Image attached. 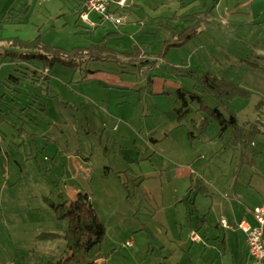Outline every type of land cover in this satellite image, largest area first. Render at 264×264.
<instances>
[{
	"label": "rangeland",
	"instance_id": "374dc122",
	"mask_svg": "<svg viewBox=\"0 0 264 264\" xmlns=\"http://www.w3.org/2000/svg\"><path fill=\"white\" fill-rule=\"evenodd\" d=\"M127 1L118 9L125 18L121 26L89 13L95 26L90 28L75 13L76 0H18L0 22L3 52L27 53L12 47L10 37H38L52 52H66L72 64L57 62L48 72L32 60L37 70L22 64L12 74L20 77L12 97L24 104L36 91L45 92L47 80V96L36 93L47 108L33 112L36 122L27 129L32 135L3 124L7 140L17 145L16 151L5 149L11 172L0 193V219L21 221L16 233L22 242L15 244L0 224V264H72L64 239L56 237L66 230L67 219L57 216L63 213L62 202L78 192L89 194L105 228L102 243L90 252L92 264H176L181 253L173 239L178 234L175 207L182 206L176 195L186 192L195 199L196 175L205 173L207 180L218 175L214 180L227 189L209 191L213 202H229L224 196L234 194L235 182L242 195H234L235 203L264 197V0ZM6 2L0 0L1 9ZM62 55L55 56L64 60ZM94 71L117 77L119 84L95 79L99 73ZM206 73L232 78L244 92L230 100L229 112L250 136L248 142H229V130L220 135L205 108L214 107L208 97L202 103L191 100L188 116L166 124L164 114L176 90L189 92L190 100ZM130 154L140 162L130 165ZM182 167L189 169L188 176L193 172L187 186L181 179L185 175L179 177L185 174ZM131 238L133 246L126 247ZM3 247L21 253L7 257ZM232 252L240 261L239 251ZM223 255L216 251L214 263L227 261ZM192 259L185 257L184 264Z\"/></svg>",
	"mask_w": 264,
	"mask_h": 264
},
{
	"label": "crops",
	"instance_id": "0c3cea01",
	"mask_svg": "<svg viewBox=\"0 0 264 264\" xmlns=\"http://www.w3.org/2000/svg\"><path fill=\"white\" fill-rule=\"evenodd\" d=\"M18 0H8V2H6L7 4L5 5V7H2V9L0 8V22L2 23L3 20H7L6 15H9L11 13V9L13 8V3L17 2ZM78 2V5L80 6L78 11L75 12L79 15L78 12H82L83 9V4L85 0H76ZM113 1H117V0H113ZM128 2V1H127ZM9 3V5H8ZM183 4V3H181ZM132 5V4H131ZM184 6V5H183ZM110 10L113 12H118V8L116 7V5L114 3H111L110 5ZM96 15V14H95ZM88 19H89V14H88ZM91 23V22H90ZM77 25V24H76ZM75 25V26H76ZM95 27L94 25H92L93 28ZM17 38L18 41L20 42H26V41H30V40H21L19 39V37H10L9 38H5V39H9V42L13 39ZM2 39L4 38H0V43L2 42ZM2 44V43H1ZM14 47V46H12ZM17 48V47H15ZM14 53L12 51H4L3 52V47L0 46V193L5 191L6 186L8 185V182H5V178H9L10 176V158L8 155V152L5 149H10L11 151H16V143H12L11 141H8L6 136H7V132H5V127H4V123L5 125H7L6 127H8L9 131H22L25 130L27 131L28 128H30L32 123H35L36 121L34 120L36 118V116H33V112H45L46 110V102L42 99H38L36 97V93L41 94V92H43V90H38L36 91V93H34L33 95H30V99L31 101L28 103L25 102V104L21 101H17L16 99H14V97H12V95L17 94L18 90L16 86H13L10 82H7L8 79L12 75L13 72H17V68L19 65H24V67L26 68H31L33 69V72L35 70L38 69V67H33L34 65H36V62H24L22 61V59L16 58V57H11V59H9V64L6 62V59L8 58L9 54ZM132 57V54H130ZM34 63V65L32 66V64ZM14 66V67H13ZM50 71V70H49ZM48 71V72H49ZM92 73H99L96 75H93L95 79H102L103 80H107L109 82H111V84H109L110 86H115L119 83L116 84V78L112 77L113 75H108L104 72L101 71H94ZM97 77V78H96ZM20 78V77H18ZM47 78H49V75L47 76ZM228 83L234 82V79L232 78H227ZM230 81V82H229ZM236 81V80H235ZM113 83V84H112ZM232 84V83H231ZM46 85V86H45ZM234 85V84H233ZM120 87H122L123 85H119ZM45 92H43L44 94H42L41 97H45L47 96V90H48V82L46 80L45 84H44V88ZM183 89V88H182ZM181 88H178L175 92V100L173 104L170 105V109L168 110V112H166L165 115V119L166 124H173V122H175L177 120V116L175 113V108L177 107V92L179 90H182ZM184 90V89H183ZM195 92L196 89H195ZM165 90L162 91V94H165ZM33 96V97H32ZM11 97V99H10ZM40 97V98H41ZM40 103H42V106H39ZM33 105L38 106L39 108L34 107ZM163 112V111H162ZM28 113V114H27ZM19 126H21L19 128ZM23 128V129H22ZM25 132V131H24ZM27 134H33L32 132L27 131ZM171 132L168 131L167 133H165L164 137H168L170 136ZM163 137V138H164ZM157 142V140H155ZM154 141V142H155ZM9 145L10 148L8 147ZM12 148V149H11ZM4 156L7 157V163L4 161ZM129 158L126 157V161H128V163L131 165H133L134 162H140V159L138 158L139 156H135V155H127ZM138 158V159H137ZM146 158H144L143 160H145ZM195 160L193 159V162ZM188 162L184 163L185 165H189ZM129 165V166H130ZM196 162L193 163L192 166H195ZM182 171L185 173L179 177L184 176L183 178H181L183 181L182 183L184 184V186H187V183L189 182L187 179H191V174H193V172L190 171L189 176L186 175L188 174V168L187 167H182ZM177 172H174V176L177 177ZM147 175H149L148 173H145ZM152 175V174H151ZM145 177V175H143ZM142 175L137 176L138 178L143 177ZM218 175H212L213 180H207L209 177L203 173V175H196L195 177H197L198 179H200V181L195 178V182L198 183L196 184V186L198 188H196L197 190L194 191L195 193V199H191V194L190 193H179L177 196L178 202L182 203V206L179 207H175L176 211H177V220L175 221L174 226L176 228H178V234L174 236V240L176 242H178V244H176V251H180L181 253V257L180 260L176 263V264H184L183 259L185 257H193L195 259L191 260V264H198V260H200V258L202 259L203 263L202 264H215L213 261V257L216 254V251L219 252V256H226L228 257V260L225 262H222V264H254V260L249 256L248 253V249L246 246V236L243 233L242 230H239L235 227V225H237L238 223L244 222L246 225L250 226V227H256L257 226V222L255 220V216H254V209L256 208H264V197H262V200L259 199H255L256 202H250V203H242L245 199H243V201H240L239 203H235L234 202V195H237L239 192L236 191L237 190V185L236 182L232 185V190H230L231 192H233L234 194L231 195V197H227V195H225L224 197L227 199L229 198V202H220V200H218L217 202H213V198L209 197L208 193H210L209 191L212 190V192H228L225 190V188L223 187V185L221 184V181H215L214 179L217 177ZM207 178V179H206ZM192 180V179H191ZM190 188V187H189ZM187 188V189H189ZM220 188H222V190L220 191ZM258 189H262L260 187H258ZM79 193V192H78ZM85 193V192H84ZM260 192L257 190V194H259ZM263 193V191H262ZM88 194V193H87ZM239 196L237 197L240 198L242 195L239 193ZM89 196V194H88ZM90 197V196H89ZM198 197H200L201 199L198 200ZM258 197L260 198V196L258 195ZM2 198H4V196L2 195ZM71 199V198H70ZM180 199V200H179ZM2 201V200H1ZM90 201H91V197H90ZM207 201H211L210 202V207L208 208L207 205ZM176 202V201H175ZM246 202V200H245ZM3 203V201H2ZM92 204V201H91ZM183 204H185L183 206ZM93 206V204H92ZM94 207V206H93ZM171 208V207H170ZM95 209V207H94ZM180 209V210H179ZM97 212V211H96ZM203 213V214H201ZM221 220H225L227 225L230 228H223L220 223ZM18 223V224H17ZM0 224L2 226V232L7 231L9 234V239H11L12 241L17 243H21V238L17 237V225L21 224V221L18 220L17 221H13L12 219H8V218H1L0 219ZM234 227V228H233ZM4 228V229H3ZM221 229L220 231H222L223 233H220L219 231H217L218 229ZM263 234H264V226H263ZM226 231V234H225ZM12 232V233H11ZM14 233V234H13ZM1 234V231H0ZM19 234L21 237L22 236V232L19 230ZM3 234H1L2 236ZM195 235L197 237V240H193L192 236ZM18 238V239H17ZM210 239H216L217 241L215 243H213L212 245L208 244L207 240ZM17 239V241H16ZM242 239V240H241ZM241 240V242H240ZM11 241V246H15L12 245ZM132 238L130 241L127 242H131ZM126 242V243H127ZM133 242V241H132ZM125 243V245H126ZM134 242L132 243L133 246ZM220 245H221V249H220ZM194 246H196V249H194ZM130 247V246H129ZM238 250L240 253V257L241 260L239 261V259H236L232 250ZM163 250V249H162ZM161 250V251H162ZM3 251H4V255H7V257H11L12 256V252L14 253H21L19 249L17 250H13L11 252L7 251L4 247H3ZM160 251V253H161ZM223 251V254L221 253ZM209 252L207 255L206 253ZM204 257L207 258V260L204 259ZM211 258V260L209 259Z\"/></svg>",
	"mask_w": 264,
	"mask_h": 264
},
{
	"label": "trees",
	"instance_id": "16d2710c",
	"mask_svg": "<svg viewBox=\"0 0 264 264\" xmlns=\"http://www.w3.org/2000/svg\"><path fill=\"white\" fill-rule=\"evenodd\" d=\"M79 15L81 14L78 12ZM39 38L36 37L32 41L20 42L17 38L11 40V46L19 47L21 49L27 50L24 52L27 53H11L12 57L22 59V61L28 63L32 60L41 62L43 69L50 70L51 65L57 62L66 63L67 66L72 65L67 62V59L70 58L66 55V52L63 51L64 55L61 52L54 51L52 52L49 46L42 44L37 41ZM29 52V53H28ZM52 52V53H51ZM55 55H62L58 58ZM189 76L193 77L189 73ZM20 78L17 76H11L7 82H10L15 86L19 82ZM46 78L44 79V81ZM201 85L196 84V95L191 93L190 100L188 99L189 92L185 90H179L177 92V107L175 108V113L177 118H184L189 115L191 109L189 107L191 100H194L198 103H202L205 97L210 98L213 101L214 107L205 106L208 109V113L215 119L216 123L220 129V135H226V132L229 130L228 141L235 143H245L250 140V136L244 133V129L238 125L235 114L229 112V102L232 98L244 93L233 84L228 83L214 74H205L201 77ZM46 86V85H45ZM45 90V89H44ZM198 93V94H197ZM193 101V102H194ZM192 103V102H191ZM43 104L40 103L39 106ZM203 109V108H202ZM226 109L228 112V117H225L222 113V110ZM191 133V132H189ZM62 207V215L58 219H67V228L64 233L60 236L64 239L65 251L68 254V260L72 264H92L89 260L90 252L97 248L103 241L105 234V228L100 220L96 209L91 204L90 197L87 193L79 192L74 198L69 200H64L60 205Z\"/></svg>",
	"mask_w": 264,
	"mask_h": 264
},
{
	"label": "built area",
	"instance_id": "2783aa9c",
	"mask_svg": "<svg viewBox=\"0 0 264 264\" xmlns=\"http://www.w3.org/2000/svg\"><path fill=\"white\" fill-rule=\"evenodd\" d=\"M127 0H85L80 19L92 27V23L88 20V14L93 13L99 16L100 22H108L112 26H121L124 23V16L119 12L110 10L111 3H114L118 9L124 8ZM256 227H250L244 222L236 225L237 229L242 230L246 236V246L249 256L254 260V264H264V208H256L254 210ZM223 228H230L225 220L220 221ZM193 240H197L195 235L192 236ZM132 241L126 243V247L132 246Z\"/></svg>",
	"mask_w": 264,
	"mask_h": 264
}]
</instances>
